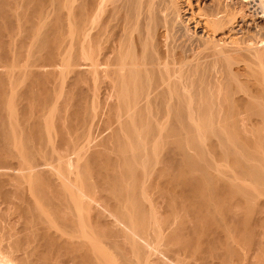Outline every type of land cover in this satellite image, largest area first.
<instances>
[{"label": "bare ground", "instance_id": "1", "mask_svg": "<svg viewBox=\"0 0 264 264\" xmlns=\"http://www.w3.org/2000/svg\"><path fill=\"white\" fill-rule=\"evenodd\" d=\"M78 1V8L82 7L84 12L80 11L82 15L73 13L75 15L71 19L76 21H71L74 26L79 23L77 31L83 35L79 34L85 43L78 40L82 50L80 52L78 47L79 55L74 58L69 56V46L72 45L70 40H66L72 24L67 23L70 15L66 21V15L59 9L70 4V0H0V177L5 175L6 178L0 179V185H4L1 193H6L0 199H6L8 203L12 201L8 195L12 193L11 189L15 190L11 187L14 183L16 190L11 195H17L15 199L18 201L14 199L10 203L16 202L13 203V219L7 222L1 219L5 223H0V264H187L185 258L191 255L195 258L194 253L200 257L205 253L210 257L217 254L219 259L222 247L228 252L226 257L229 260L230 254L237 251L233 249L235 246L231 247V241L244 242L252 251L254 247L251 255H262L264 199L255 198L254 187L251 192L246 188L241 193L236 184L217 180L209 172L191 169L185 163L179 143L175 145L174 140L168 141L167 137H163L161 143L157 138H150L151 144L136 152L132 141L138 133L129 128L126 120L138 103L126 95L130 82L129 78L125 79L124 72L133 70L131 66L135 68L139 62L126 57L128 51L121 48L124 31L128 28H124L123 21L108 28L110 15L107 13L110 10L107 6L112 0ZM119 1L115 2L117 6L111 2L114 8L123 7L124 2L118 6ZM248 1L242 0L245 5ZM150 2L152 0L145 4ZM48 3L52 7L58 6L64 17L60 16L57 8V11L53 8L55 15H60L51 21L50 32L47 31L46 36L42 35L40 39L36 31L37 18H41ZM221 3L216 1V8L205 13L201 11L198 16V12L195 15L190 12V17H196L197 23H194L209 31L219 18L227 16L230 19L234 15L231 9L226 8L227 5L221 8ZM104 9L108 10L103 12L108 16L102 17L101 23H96ZM214 27L217 30L221 26ZM214 27L211 31H215ZM157 33L161 41L165 33ZM211 37L206 40L208 43L215 42L216 37ZM29 38L35 41L38 38L39 41L35 53L25 56L23 44ZM258 42L251 46L250 39L230 29L219 34L217 43L213 45L211 42L213 46L210 43V49L219 47V50L211 51L223 57L227 53V58L230 53L229 58L232 55L234 61L228 58L229 65L234 62L231 68L243 78L252 70V65H248L252 63L249 56L257 60L253 61L254 65L258 63L261 66L259 60L261 54L264 55L261 52L264 48L259 49ZM162 44L159 47L164 46ZM204 47L208 46L197 44L195 48L190 47L191 54L198 56L204 50L207 54ZM120 48L126 50V55ZM163 48L158 50L155 64L165 72L166 77L160 83L162 86L176 72L183 71L185 65L181 51L169 53ZM208 55L211 56L210 53L205 56ZM245 61L249 63L245 64ZM248 78L243 80L250 86L252 84L253 92L258 91L257 86L262 81L264 85V78L261 82ZM147 98L148 95L143 100ZM236 99L244 98L239 96ZM131 123L130 126L133 125ZM7 180L9 183L13 180V183L6 184ZM250 204L255 209L254 212L250 208L255 214L254 219V214L251 216V211L246 209ZM240 209L244 212H239ZM224 255L221 254L222 257ZM222 257L219 260L227 263L226 257L225 260Z\"/></svg>", "mask_w": 264, "mask_h": 264}, {"label": "rangeland", "instance_id": "2", "mask_svg": "<svg viewBox=\"0 0 264 264\" xmlns=\"http://www.w3.org/2000/svg\"><path fill=\"white\" fill-rule=\"evenodd\" d=\"M70 1H71V2H69L70 4L64 5L65 7L64 6L59 7V9H61L62 13L66 15L65 16L66 21H67V18L69 17V16L67 17V15L68 14L70 15V17L68 18L69 22H67L69 25H70V22L72 23V21H74L73 20L74 18L71 19L73 17V15H75L73 13L77 12V15H78V14H81L80 11H82L81 10L82 7H81V9H79L80 7L78 8V6H79L77 4V3H79L78 0H77V3H76V0L73 2H72V0H70ZM112 1L109 2L110 4H108V6H107L108 8L106 7L107 9L110 10V12L108 10H105V9L102 11V14L100 12V15H102V16L99 15L100 17L99 16H98L99 18L97 17L96 23H99L100 21H102L103 20L102 17L106 18L107 14L110 15L109 20H108L109 23L107 22V24H109L108 28H110V27L113 28L115 23L117 25L120 21L121 22L123 21V25H125L124 28L125 29L128 28V29L126 31H124V34H123L124 36L122 35L123 37H125L126 41L124 39V40H122L123 42L122 41L121 42L123 44L125 42L126 43L124 44V47H122L123 44L121 43L122 44L121 48H124V49L126 48L129 55L125 54L126 50H124V49L121 50V48H120V51H123L122 54L126 55V57H128L129 59L134 60V61L138 60V61H136L137 63L139 62L138 65H140V64L142 65V66L136 65L135 68L131 66L130 69L133 68V70L129 71V69H128V70H126V72H124V76L126 77V78L125 77L124 78L126 80L129 78L128 82H130V84L132 82L131 85L130 84L127 85L126 95L129 97V99H132L133 101L138 103L136 108L132 111V113H130L129 118L126 120L127 121L126 123L129 126V128L130 129L134 128L135 133L136 134L138 133L139 135L138 134L137 135L140 137V138L138 137L136 140L135 138L137 135L133 134V135H136V136H134L135 137L133 139L134 141H132V144H134V147L136 148L135 149L136 152L139 153L143 149L144 146H148L149 144H151L150 141L152 138L153 139L157 138L158 142L161 143V141H162L161 139L163 137H167L168 141L171 140L173 142V140H174L175 145H178V143H179L178 147L179 148L181 147L180 149H181V152L183 154V158L186 159L185 163L188 167H191V169L195 168V170H198V171H203V172H207V173L209 172V174H212V176H215L217 178V180L219 179V180L228 181L232 185L236 184L235 186L237 188L239 187L238 192H241V193L246 191V188H247V190H249L248 192H251L254 189L253 192L254 193L256 192L255 198L256 199L260 198L259 200L264 199L263 198L264 197V186H263L264 185V93H263L264 92V85H262V82H263L262 79L264 78V70H263L264 69V57H263L264 55H262L263 54L262 53L261 54L262 58L260 56L259 64L261 66H259L258 63H255V65H254L253 61H255L254 60L255 57L249 56L248 59L249 60L251 59V61L246 59L247 61L252 62V63L248 62L249 63L248 64L245 61V64L247 63L249 66H250V64L252 65V68L250 67L252 70L249 71L248 69H250V68H247V70L249 72H247L248 74H247V76H245L246 79L248 78V76H250L251 79L248 78L250 80H254L256 82L262 81L261 83L258 84L259 86H257L258 91L256 92V90H255V92H253L252 84H251V86H252L251 87L250 85H248L250 83H246L243 80V78H245L244 76L242 78L240 75L238 76V74H235L234 70L232 69L234 67V62L232 64L233 67H232V65L231 66L229 65V62H230L229 59L232 58L231 57L232 55L229 58L230 53H228V55H227L229 58L228 59L226 57L227 53L225 54V57H223L224 55L221 56V55H218V53L215 54V53H213L214 51H211L213 49L219 50V47L216 48L214 46L215 48L211 47L212 49H210V46L212 45V43H213V45L215 42L217 43L219 34L221 35V33H224L226 31L228 32V30L230 31V29H231V32L236 33L237 35L239 34V36L243 35V37H245V38L247 37V39H250L252 41L251 44L257 43L258 41H260V43H261V40H262V43H261L262 45L258 42L261 45L260 46L258 44V48L259 49L264 48V17L261 15V14H263L262 11L264 12V0H249L246 5L244 2H242V0H212V1L211 0H184L186 3L183 0H177V1L176 0H152V2L148 3L150 5L149 7H148V4L147 5L145 4V2H149L151 0H149V1L144 0V2H143V0H141V1L140 0H123V1L116 0V1H119V4L117 3L118 6L120 5V2H124L123 7L120 5L119 6L120 8H117V7L114 8V6L111 4ZM116 1H113L112 3H114L116 5V3H115ZM173 1H175V2H173ZM213 1H214V3L216 1H219L220 3L224 2V4L221 3L223 5V7L221 4H219V6H221V8H224L227 5L226 8L231 9L234 12V15L230 19L227 16L226 17L223 16V17L219 18L216 22H217V24L219 23L220 25H217V24L211 25V23H209V26L211 25L212 29H209V31L208 30L206 31L205 30L206 28H204L202 25L195 24V23H197L196 17L195 18L192 16L190 17V14H194V13L198 12L196 14V16H198L202 12L203 13H205L207 11L209 12L213 8H216V7H214L216 5H214ZM49 3L52 5L54 3L56 5V3L53 1H50ZM49 3L47 5V7H45L44 9H46V11H47L49 8L50 10L48 12H46L44 10V12H42V14H41V18L39 17L40 18L39 20L37 18L38 25L39 24L40 25L39 26L36 25V27H38V29L36 27L35 28H36V31L38 30L37 35L40 37H38V36L37 37L40 39H42V37L44 35L46 36L47 31L50 32L49 29H50L51 21L54 20L56 18V16L58 17L60 15V14L55 15L56 12L54 10H52L54 8L57 11L58 6L56 7L54 5L52 7ZM211 3H212V5H211ZM76 4H77V6H76ZM110 5H111V7H109ZM112 6L114 9L112 8ZM163 7H165V8H163ZM66 8L69 10L67 11ZM262 8H263V10H262ZM70 10H71V12H70ZM154 10H156V11H154ZM61 11L59 10L57 12L61 13ZM104 11H105V13H107V11H108V13L105 14V13H103ZM82 12H84V11H82ZM62 13L60 16L64 17V15H62ZM43 14H44V16H43ZM45 14L47 16H45ZM103 15H105V16H103ZM45 17H47V18L45 19ZM82 17H81V19H82ZM43 18L45 19V21ZM189 18H191L193 21H189ZM42 19H43V21H40ZM83 19H84V17H83ZM100 19H102V20H100ZM126 21H127V23H126ZM41 22H44V23L41 24ZM72 24H71V28H70L72 31L68 28V32L70 31L69 32L70 35H69V37L66 35L67 36L66 40L68 39V42L70 40L69 44L72 45L71 47L69 46V48L71 50V51L69 50V53L71 54L70 55L68 53L69 56H73L74 58H76V56L79 55L77 48L81 46V44H79V41L83 40L85 43V40L84 39L81 40L80 37H82L83 35L77 31V30H79V28L77 29L76 25H78L79 23L75 24L76 27L74 26V24L73 25ZM94 25H95V22H94ZM206 26H207V28H209L208 25H206ZM214 26H218V27L221 26L220 28L222 29V31L220 28L218 29L216 27L218 30L217 31ZM213 27H214L215 31H211V30H213ZM108 28L106 27L107 30H108ZM202 28L204 30H202ZM108 31H110V30H108ZM159 31H161V33L163 31L165 33V34L163 33L165 35V37H164V35L161 37L162 38L161 41L164 44V46H161V47H159V46L162 43L158 39L159 33H157ZM239 31L241 34L239 33ZM49 32H48V34H50ZM127 32H128V34H127ZM208 32L209 33L213 32V33L211 35V33L209 34ZM206 33L208 34V36ZM79 34L82 36H80ZM125 34H127V36ZM35 35H36V33H35ZM73 36H75V37H73ZM77 36L79 37V39ZM129 36H131V37H129ZM211 36H213V37H211ZM126 37L128 38V40ZM208 37L209 38L211 37V39L215 38L216 39V40H214L215 42L211 41L212 42L211 43L209 41V43H208L206 41V40H208ZM33 38L27 39L26 42L24 41L26 43V45H25V43L23 44L25 46V47L23 46L25 56L26 55L30 56V54L35 53V50H36L35 48H36L38 38L36 39V41H35V39L33 40ZM35 38H36V36H35ZM129 38H130V41H129ZM211 39H209V40H211ZM29 41H31V42H29ZM77 41H78V43H77ZM34 42H35V45H34ZM159 43H161V44L159 45ZM201 43L208 46V47H206L207 49L205 47L204 48L206 49V52H208L207 54L210 53L211 56H209V55H208L209 57L205 56V55H207V54H204L205 50L203 51V53L200 52L202 54H198V56L197 55L193 56L192 54H194V53L191 54V52H193V51H192V48L190 51V47L195 48V46H197V44L198 45L200 44L202 46ZM210 43H211V45H210ZM177 45H179V47H177ZM251 46H256V45L253 44ZM163 47H165V48H163ZM26 48L27 49L29 48V49L27 50ZM161 48L169 50L170 51L169 53L173 52V50L174 51L175 50L181 51L180 53L182 54V56L184 58L183 64L185 63V65H184L185 68L184 67L182 68L183 71L181 70L182 72L181 71L176 72L174 74L175 78L172 77L171 80L167 82V84L164 83L166 86L165 85L162 86L160 84V83H162V80L166 77L164 74L165 72L161 71L160 70L161 68H159L158 66H155V64H157L158 55H159L158 50H160ZM80 50H82L81 47H80L79 51ZM209 50L214 55H212L211 52H209ZM250 50H252V49H250ZM261 52H264V49H262ZM189 54H191V55L188 57L187 55H189ZM203 55H204V58L205 57H207V58L204 59ZM215 55H217V57L214 58ZM200 56H202V59L200 58ZM73 57L71 59H73ZM80 57H81V55H80ZM199 59H200V61H199ZM214 59H216V60H214ZM187 60L189 61V63ZM231 60H233V59H231ZM216 61H218V62L216 63ZM260 61L261 62L263 61V62L261 63ZM253 65H254V67H253ZM148 66H150V67H148ZM257 66H258V68H257ZM128 67H130V66H128ZM260 68H262V69H260ZM127 72H128V74H127ZM249 73H251L252 75H250ZM133 78H135V79H133ZM216 78H217V80H214ZM240 78L244 81L243 83L240 80ZM219 80H221V81H219ZM185 83H187V84H185ZM173 84L176 87H174ZM250 87H251V89H250ZM179 88H180V90H179ZM156 89H158V90H156ZM254 89H256V88H254ZM221 91H223V92H221ZM179 93H180V95H179ZM254 93L256 94V96ZM146 95H148V98L146 100H143ZM175 95H177V96H175ZM258 95L262 96L261 99H260V96H258ZM239 96L243 97L244 99H241V100L236 99ZM180 99H181V101H180ZM237 100H238V103H237ZM148 103H149V105H148ZM241 103H242V105H241ZM160 118H162V120H160ZM131 121H132L131 125L133 124L132 126H130ZM159 123H161V126ZM160 127H162V128H160ZM158 128H160L162 130H159ZM134 129H133V131H134ZM136 130L137 131L139 130V131L136 132ZM145 134H146V137L144 138ZM164 134L165 135L168 134V135L165 136ZM141 140H143V142ZM144 140H145V142H144ZM145 144H147V145H145ZM141 145H143V146H141ZM15 162H16V159H15ZM12 163H14V162H12ZM4 176L5 175H2V177H4ZM2 177H0V179ZM8 180L5 182L6 184L9 183ZM2 182H4V181H2ZM2 182H1V184H2ZM12 183H13V180L9 184L11 185ZM12 185L15 187L14 183ZM0 186L3 188V189L1 188L2 190H0V193H1L4 190V187H3L4 185L2 184ZM6 186H5V188H6ZM13 186H11V187L16 190V188H14ZM255 188H257V189H255ZM9 189H10V187H9ZM15 190H13V191H15ZM13 191L11 189V191H10V192H12L11 194H13ZM5 192H9V190H7V191L5 190ZM5 194L2 195V193H1L0 198L5 196ZM11 194H9L8 196L10 198L12 197V201H13L17 195L15 197H13V195H11ZM253 195H255V194H253ZM6 198H7V196H6ZM9 200H11V199H9ZM15 200H16V202H18L17 199H15ZM5 201H6V199H5ZM5 201H4V199L3 200L0 199V212L2 214V215L0 214V223L1 224L5 223L2 220H5L7 222V221L13 219V216H14V215H12V214H14L13 212L15 210L14 209L15 205L13 203H16V202H13L11 205L10 203L12 201H9V203L7 201L5 203ZM8 204H10L11 207ZM3 208H5V209H3ZM250 208L254 209L253 204H250V206L246 208L247 211H248V209H249V211H251ZM10 209L11 210L13 209V211L11 212ZM3 211H4V213L6 212V214H4ZM240 211H241V209L239 210V212ZM241 212H244V209H242ZM254 212H255V209H254ZM251 213H252V215L254 214L253 211L250 212V215H251ZM4 215H7V216H4ZM9 215L12 217H9ZM247 215H249V214H247ZM250 215L248 216L249 222H251L250 221V218H251ZM254 216H255V214L252 216V219H254L253 218ZM3 217L6 219H3ZM236 242L235 241L230 242V243H232V245L230 244L231 247L235 246L236 248L234 247L233 249L238 251V256H237V251H235L236 254L232 253L230 251V253H232V254H230V256H233V257H231L232 260L230 259V256L228 257L229 260L227 259L226 256H227L228 252L225 251L224 247H222V249H219L220 252H222L221 254H223V255H224L223 252H226V255H224V257H226V259L230 263L228 261H227V263L225 262L226 260L224 257L221 256L220 252L219 253L217 252L218 255L220 254L219 259H221V257H222L223 260H225L224 261L225 263L222 260L218 259L217 254H215V255L212 254V257L215 258V256H216V258H217V259L216 258L214 259V258L210 257L209 256L210 254H208V253H205L206 254L205 256L207 258L205 256L200 257V255L198 256V255H195V253H194V256L196 259L194 257L191 258V256H193V255H191L190 257L188 256V258H185L186 262H188L190 264H202V263L203 264H228V263L229 264H250V263L255 264L256 262H257V264H260L261 262L264 263V261H262L264 259L263 258L261 259V256L262 257L264 256L263 250H262V255H259L260 257L259 256L257 257L256 255H255L256 256L255 257L254 255H251V254H253L254 247H253V251H252V248L251 247L247 248L248 246H245L244 242H243L244 246L241 245L243 243H236ZM203 247H205V245ZM205 248H207V247H205ZM223 249H224V251H222ZM197 251H199V250H197ZM201 252H198V253L200 254ZM203 253H201V254L203 255ZM196 254H197V252H196ZM207 254H208V256H207ZM234 254H235V256H234ZM253 256L255 257V259L253 258ZM204 257L206 259H204ZM192 259H194V260H192ZM209 259H210V261H209ZM256 259H258L259 261ZM201 260L204 262H201ZM195 262H198V263H195ZM211 262H213V263H211Z\"/></svg>", "mask_w": 264, "mask_h": 264}]
</instances>
